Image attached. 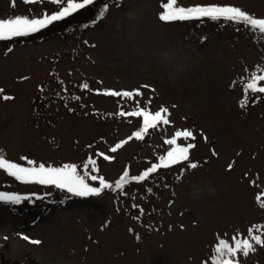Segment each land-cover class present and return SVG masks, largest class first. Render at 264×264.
I'll return each instance as SVG.
<instances>
[{
    "label": "rangeland",
    "instance_id": "374dc122",
    "mask_svg": "<svg viewBox=\"0 0 264 264\" xmlns=\"http://www.w3.org/2000/svg\"><path fill=\"white\" fill-rule=\"evenodd\" d=\"M164 3L117 0L71 34L0 40V156L24 167L76 165L90 186H99L91 175L113 184L81 197L0 169V193L21 197L0 200V264H214L220 239L247 238L253 226L264 235V95L243 89L264 67V34L223 18L162 21ZM207 4L264 18V0H177ZM62 6L0 0V19L41 18ZM135 89L142 95L103 94ZM162 106L171 123L143 139L133 136L143 118L119 114ZM182 130L195 137L178 140L196 145L188 162L115 189L125 170L140 175L159 163L165 141ZM236 258L264 264V246Z\"/></svg>",
    "mask_w": 264,
    "mask_h": 264
},
{
    "label": "snow or ice",
    "instance_id": "6c2138e0",
    "mask_svg": "<svg viewBox=\"0 0 264 264\" xmlns=\"http://www.w3.org/2000/svg\"><path fill=\"white\" fill-rule=\"evenodd\" d=\"M26 2H35V0H26ZM57 5H62L66 2V6H62L59 11L48 15L45 14L41 18H29L28 16H16L10 19H0V40H10L14 37L26 36L30 33H35L40 29L47 27L54 21H59L71 13L76 12L78 9H83L87 5L93 3V0H53ZM164 9L159 18L162 21H175V20H189V19H203L210 18L212 20H220L223 18L227 21L244 22L255 29H258L260 33L264 34V18H256L253 14L242 10L240 7L232 5H193V6H178L177 0H167V3L162 5ZM107 9V5H105ZM264 67L260 68V74L253 73L251 77L244 83L243 89L245 96L249 92L264 94ZM87 89L88 85L85 83L82 85ZM144 87H148L145 85ZM3 89H0V93H3ZM96 91H100L99 89ZM105 95L133 97L140 96L142 93L139 89L133 91H113L105 90ZM4 100H10L12 97L4 95ZM150 103V101H149ZM245 100H241V106H244ZM169 110L166 107H160L159 110L151 112L146 108H140L136 111L125 113L121 111V116L129 115L142 117V127L140 130L133 133V136L137 139H143L144 135L149 132V129H156L159 125H167L171 123L168 115ZM133 136L128 137L131 140ZM183 137L185 139H195L193 132L190 130L176 131L173 136L165 141L170 145V149L165 155L159 157V163H154L140 175H129L128 170H125L120 176L119 180L115 181V189L123 190L125 185L130 181H146L151 173H156L160 168H169L173 165H178L181 162L189 161V151L196 147L193 143H187L186 145L178 143V140ZM127 140L121 141L111 149V152H116L121 148ZM99 155L104 156L105 159H113L111 156H106L103 153ZM218 155V154H217ZM31 164L32 162L29 161ZM95 164V161H90ZM197 163L189 162L187 164L188 169H196ZM233 165L229 163L228 168L231 169ZM0 169H5L8 173L22 181H35L42 185H54L61 189H66L69 193L74 195L87 197L90 195H99L104 189L113 188V184L107 182L104 177L91 175L92 181H99V186H90L86 182V176L81 175L77 171L76 165H64L63 167H46L44 164H40L38 167H24L17 163H11L9 160L0 156ZM259 200L260 197L258 196ZM0 200L13 201L19 203L21 197L17 195H9L7 193H0ZM261 206H264V201L261 202ZM183 227V225L181 226ZM254 229L259 231L258 226L249 228L250 235L244 239H237L233 237L234 243H230L228 240L220 239L216 244L215 251L216 256L213 258L214 264H241L238 260L237 254L242 253L243 256H248L250 252L256 251V245L264 246V235L252 234ZM26 240L28 237H24ZM34 244L41 243L39 240L31 241ZM225 257H228L225 259Z\"/></svg>",
    "mask_w": 264,
    "mask_h": 264
},
{
    "label": "trees",
    "instance_id": "16d2710c",
    "mask_svg": "<svg viewBox=\"0 0 264 264\" xmlns=\"http://www.w3.org/2000/svg\"><path fill=\"white\" fill-rule=\"evenodd\" d=\"M116 1L117 0H94L92 4L87 5L85 8L78 9L69 16L59 21H54L47 27L40 29L35 33L29 34V37H31L32 40H38L40 37L51 36L57 32H66L67 34H71L76 30L88 28L89 26L94 25L95 20L106 15L109 3H114ZM105 5H107V9H105ZM254 98L257 99V96H254ZM19 207H22V205L19 204ZM12 264H23V262L15 261ZM26 264H37V262L31 259L29 260V263Z\"/></svg>",
    "mask_w": 264,
    "mask_h": 264
}]
</instances>
